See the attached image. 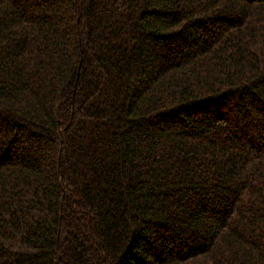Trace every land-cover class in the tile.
I'll use <instances>...</instances> for the list:
<instances>
[{
    "label": "trees",
    "instance_id": "16d2710c",
    "mask_svg": "<svg viewBox=\"0 0 264 264\" xmlns=\"http://www.w3.org/2000/svg\"><path fill=\"white\" fill-rule=\"evenodd\" d=\"M0 264H264V0H0Z\"/></svg>",
    "mask_w": 264,
    "mask_h": 264
}]
</instances>
